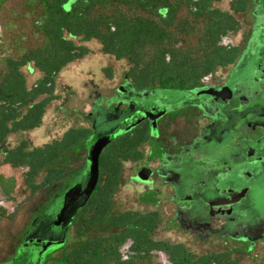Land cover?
<instances>
[{
	"label": "trees",
	"instance_id": "trees-1",
	"mask_svg": "<svg viewBox=\"0 0 264 264\" xmlns=\"http://www.w3.org/2000/svg\"><path fill=\"white\" fill-rule=\"evenodd\" d=\"M9 0H2L3 3ZM13 1V0H12ZM17 0L10 18L3 19L0 37V145L11 134L38 128L47 107L59 98L56 78L70 63L84 58L90 49L73 41L95 40L103 54L130 64L125 76L136 91L153 85L179 90L199 82L216 68L231 64L240 47L230 36L241 28L240 12L247 0ZM36 69L40 76L27 85L21 68ZM108 79L112 70L103 69ZM91 127H68L61 136L42 146L21 138L5 145L0 165L20 173L25 198L46 192L58 184L64 188L82 171L56 165L66 153L85 145ZM148 139V125L136 124L112 138L98 158V179L71 226L79 240L61 252V264H239V248L196 253L181 242L155 239L161 220L157 210H114V195L121 184L122 162L139 160ZM42 175L41 180L37 178ZM15 179L0 174V192L13 201ZM12 213L0 206V218ZM166 255L154 263L153 254Z\"/></svg>",
	"mask_w": 264,
	"mask_h": 264
},
{
	"label": "flooded vegetation",
	"instance_id": "flooded-vegetation-1",
	"mask_svg": "<svg viewBox=\"0 0 264 264\" xmlns=\"http://www.w3.org/2000/svg\"><path fill=\"white\" fill-rule=\"evenodd\" d=\"M73 2L65 0L64 8ZM247 2V9L239 14H248V25L243 29L241 25L239 30L241 42L234 45L240 47V53L234 62L216 68L184 89L167 90L153 85L136 91L132 87L118 105L122 110L131 107L146 112L145 116L138 114L134 118L136 124L146 123L148 132L153 123L155 127L140 147L142 158L122 162V171L126 163L135 166L129 177L135 193L149 196L145 204L154 206L153 210L168 208L169 223L199 243L232 242L241 246L226 250L239 248L244 252L264 242V212L256 214L258 205H264L259 196L264 191V0ZM6 3L0 0V36L3 19L10 18L12 9V4ZM158 90L173 91L177 97L171 100ZM94 105L95 101L92 111ZM56 195L35 209L14 251L0 258V264L16 260L23 244L40 238L38 223ZM21 202L15 205L16 209ZM0 206L6 209L3 204ZM244 217L251 221H241ZM235 223L253 225L225 228Z\"/></svg>",
	"mask_w": 264,
	"mask_h": 264
},
{
	"label": "rangeland",
	"instance_id": "rangeland-1",
	"mask_svg": "<svg viewBox=\"0 0 264 264\" xmlns=\"http://www.w3.org/2000/svg\"><path fill=\"white\" fill-rule=\"evenodd\" d=\"M15 2H17V0H9L6 5L8 6ZM228 2V0H222L214 4V6L220 9H228ZM5 18L6 17H4V19ZM238 18L241 20L242 29L246 28L248 25V14H239ZM241 37L242 31H239L237 34L230 37V41L233 44L240 43ZM73 41L77 44L87 46L90 49V53L84 58L70 63L59 73L56 78V92L59 98L50 103L47 107L42 124L34 130L23 134L19 133L21 135H10L6 143V146L11 148L15 146L21 138H26L29 140L31 146H42L45 143L59 138L68 127H91L93 132L86 143V147L80 144L56 162L57 166L68 165L71 168L84 165L86 148L97 134H112L113 137L119 136L136 124L137 120H134V118L138 114H143V116H145L146 113H140V111H136L131 107L122 110L118 106L124 100V97H127L129 92L133 90L132 84L125 76L130 67L127 60H115L113 57L103 54L100 50L99 43L95 40L81 41L78 38H74ZM107 67L112 70L111 79H108L103 71V69ZM21 71L26 77L28 86L40 76V73L33 68L22 67ZM121 84L122 86L118 88ZM117 88L118 90L115 91ZM120 91L122 93H120ZM158 91L163 92L162 90ZM144 93L147 95L150 94L147 91ZM163 93L171 100L177 97L173 91H164ZM94 101L95 105L92 111ZM168 109L170 108L168 107ZM154 131L155 127L153 123L148 134L151 135ZM3 148H5V145ZM143 150H147V145L143 147ZM1 159L2 153H0V160ZM123 166L121 184L114 195V210L136 209L139 211H148L156 209L152 205L145 204V202H149V196L139 197L129 185V177L135 170L134 164L126 163ZM0 174L5 177H13L16 183L12 193L15 200H6L0 192V204L6 207L8 214L12 213L10 217L0 218V258H5L6 254L14 251L23 233V228L27 225L26 222L32 219L35 209L42 202H47L48 199L57 194L55 198L51 200L50 205L46 207L45 213L40 220L41 223H38L40 238L42 239L45 237L47 239V237H51L55 238V240L49 243L41 240H31L29 243L21 246L17 258L20 259H18L20 264H61V262H59L61 255L59 250L69 249L79 240L76 236L74 226L70 225L68 228L63 227V229L60 227L64 222L62 214L66 212V210H63L64 205H62L63 199L61 195V192L64 190V184H58L50 191H42L36 196L25 198L26 194L21 186L20 173L17 169H13L9 165H0ZM41 177L42 175L37 178V181L41 180ZM142 181L144 180L142 179ZM87 184L88 182L85 183L84 181L83 187L78 191V197L80 196L78 200L75 198L72 199L71 196L68 197L67 201H71V205L68 203L67 205L69 206L67 208H73L70 215L75 214L81 208L90 188ZM139 184L141 185L143 183ZM259 196L260 200L264 202V191L260 192ZM69 198H71V200ZM20 201H22L21 203L23 204L16 209L15 205ZM59 209L60 211L58 212ZM11 210L13 211L11 212ZM157 210H159L161 214V221L156 231L153 233V238L155 239L181 242L185 244L188 249L200 254L231 249L236 245L232 242L224 245L220 241L215 242V240L199 243L192 236L179 231L173 227L172 223H169L170 211L168 208L158 207ZM258 211L259 212H256V214L263 213L264 205H258ZM243 220L250 222L251 218L244 217L241 221ZM56 224L60 227L61 233L56 231ZM235 224V226L229 224L225 228L239 229L253 225V223ZM184 226L185 225H183V227ZM184 228L186 229L187 227ZM245 240L246 239H240L239 241L243 242ZM236 246L241 245L237 244ZM249 249L250 251L239 255V264H264V242H258L254 246H250ZM165 259V256L160 253L153 254L154 263H165Z\"/></svg>",
	"mask_w": 264,
	"mask_h": 264
},
{
	"label": "water",
	"instance_id": "water-1",
	"mask_svg": "<svg viewBox=\"0 0 264 264\" xmlns=\"http://www.w3.org/2000/svg\"><path fill=\"white\" fill-rule=\"evenodd\" d=\"M113 135L112 134H97V136H95L91 142L89 143V145L87 146V156H86V166L82 169V171H80L71 181L70 183L65 187L64 192H62V205H64V209L66 210V212H63L62 217H63V223L60 225V227L63 229V227L68 228L71 225L72 219L73 217L76 215H70L71 214V210H73V208L69 207L67 208L69 205H71V201L68 202V197L71 196V198H75L76 200L79 199L78 197V191L83 187L84 185V181L85 183L88 182V187L89 191L87 193V196L84 200V202L82 203V205L86 202V200L88 199V197L90 196L95 183L98 179V158L100 155V152L102 151V149L112 140ZM5 145V142L1 143L0 145V153L4 154L6 152V149L3 148V146ZM78 197V198H77ZM71 198H69L71 200ZM69 203V205H67ZM82 207V206H81ZM60 211V209L58 210V212ZM55 227V226H54ZM58 224H56V231H58V233H61V229L59 227L58 229ZM53 231V230H52ZM36 240V239H35ZM44 241V242H53L55 240V238H51V237H47V239L44 238H39L38 241ZM30 241V240H28ZM37 241V240H36ZM29 243V242H28ZM166 256V255H165ZM20 260V259H19ZM19 260L16 259L8 264H20ZM26 264V263H25ZM30 264V263H29Z\"/></svg>",
	"mask_w": 264,
	"mask_h": 264
},
{
	"label": "crops",
	"instance_id": "crops-1",
	"mask_svg": "<svg viewBox=\"0 0 264 264\" xmlns=\"http://www.w3.org/2000/svg\"><path fill=\"white\" fill-rule=\"evenodd\" d=\"M26 68H27V67H26ZM21 134H23V133H21ZM21 134H18V135H21ZM11 135H16V134H11ZM9 136H10V135H9ZM9 136H8V137H9ZM5 145H6V144H5Z\"/></svg>",
	"mask_w": 264,
	"mask_h": 264
}]
</instances>
